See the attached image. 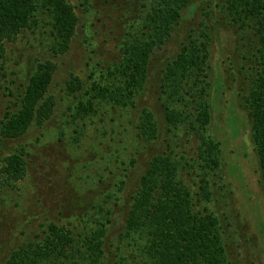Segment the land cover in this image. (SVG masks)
<instances>
[{
    "label": "rangeland",
    "instance_id": "rangeland-1",
    "mask_svg": "<svg viewBox=\"0 0 264 264\" xmlns=\"http://www.w3.org/2000/svg\"><path fill=\"white\" fill-rule=\"evenodd\" d=\"M69 1L75 5L79 22L66 52L54 50L57 44L52 10L46 0H41L34 26L7 42L0 58V126L4 112L20 106L37 63L49 59L57 65L48 91L56 100L52 116L41 125L33 122L17 138L0 136V167L9 153L26 152L25 177L0 192V264H5L21 245L42 243L49 222L70 228L75 242L67 257L51 258L48 264H146L141 250L121 234L131 195L148 157L172 150L176 160L194 164L193 168L185 165L181 176L199 193L200 176L193 172L202 173L203 168L196 155L200 143L196 129L184 125L169 130L157 97L161 95L159 71L166 58L176 53L188 33L202 30L211 36L207 95L210 120L206 131L220 142L221 153L218 167L205 169L210 182L209 201H199L196 208L207 206L220 218L222 239L232 264H264V188L251 117L241 103L254 74L253 61L246 58L256 48L254 30L232 22L224 0H195L184 9L170 39L154 49L150 87L137 100L136 108L123 116L120 109L104 113V107L99 113L79 116L72 106H79L80 101L86 106L88 100L94 106H112L107 98L93 99V92L88 90L92 85L105 87L122 81L121 74H110L109 67L121 62L124 47L141 37L142 30L147 31L143 25L155 0ZM71 76L81 81L80 89L74 92L67 84ZM144 106L155 110L159 122L158 137L152 142L136 135ZM131 158L133 164H129ZM120 179L125 183L118 192ZM107 206L111 213L102 239L103 254L95 262L89 245L79 240L83 233L106 221L100 207ZM45 261L39 258L37 262Z\"/></svg>",
    "mask_w": 264,
    "mask_h": 264
},
{
    "label": "trees",
    "instance_id": "trees-1",
    "mask_svg": "<svg viewBox=\"0 0 264 264\" xmlns=\"http://www.w3.org/2000/svg\"><path fill=\"white\" fill-rule=\"evenodd\" d=\"M40 1L0 0V58L4 56L7 42L15 41L23 30L34 26ZM46 1L52 10L56 33L57 49L54 50L56 53L66 52L79 22L75 5L69 0ZM194 1L155 0L148 13V22L143 25L147 31L142 30L141 37L124 47L121 62L109 67L110 74L119 72L122 81L118 85L115 82L105 87L92 85L88 90L93 92V99L107 98V103L112 106H94L92 100H88L86 106L80 101L79 106H72L77 115L99 113L104 107V113L110 109H120L123 116L125 111L136 108L137 100L150 87V59L154 49L170 39L184 9ZM223 6L232 22L242 28H252L257 38L256 48L246 57L253 61L251 69L254 74L248 91L241 96V103L251 117L252 139L264 188V0H224ZM210 40L211 36L206 30L198 34L188 33L187 38L179 42L176 53L166 58L165 66L159 71L158 93L161 95L157 99L160 100L163 118L171 131L184 125L190 130L196 129L200 141L196 155L198 165L203 170L202 173L193 172L200 176L197 193L181 176L185 165L193 168L194 164L188 161L183 164L181 158L180 161L176 160L172 150L148 157L131 195L121 234L141 250L146 264H232L222 239L220 218L207 206L201 210L196 208L199 201H209L210 182L205 169L218 167L221 153L220 142L206 131L210 120L207 100ZM56 68V63L49 59L37 63L21 95L20 106L15 111H5L3 114L1 137L17 138L33 122L41 125L52 116L56 100L48 91ZM114 77L117 79V76ZM67 84L71 92L81 87V81L76 76H71ZM136 127L139 139L152 142L158 137L159 122L152 107H142ZM25 155L26 152L20 150L4 157L0 167V192L6 185H14L25 177ZM134 161L131 158L129 164ZM124 183L123 179L118 181V192ZM100 209L106 221L99 222L94 229L91 228L90 233H83L79 240L89 245L95 262L103 254L102 239L107 232V215L111 213L110 206ZM45 231L47 235L42 243L29 242L19 246L5 264H38L39 258L48 264L52 259L67 257L75 242L73 231L53 222L47 224Z\"/></svg>",
    "mask_w": 264,
    "mask_h": 264
}]
</instances>
